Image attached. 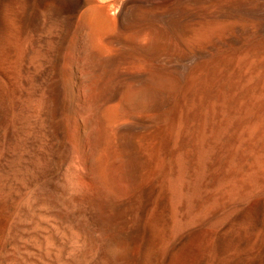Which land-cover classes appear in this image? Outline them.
I'll return each mask as SVG.
<instances>
[{
    "label": "bare ground",
    "instance_id": "obj_1",
    "mask_svg": "<svg viewBox=\"0 0 264 264\" xmlns=\"http://www.w3.org/2000/svg\"><path fill=\"white\" fill-rule=\"evenodd\" d=\"M0 264H264V0H0Z\"/></svg>",
    "mask_w": 264,
    "mask_h": 264
},
{
    "label": "rangeland",
    "instance_id": "obj_2",
    "mask_svg": "<svg viewBox=\"0 0 264 264\" xmlns=\"http://www.w3.org/2000/svg\"><path fill=\"white\" fill-rule=\"evenodd\" d=\"M81 92H82V93H81ZM81 92H80L81 97H82L83 100H85L84 94H85V96H86V93L83 92V91H81ZM83 93H84V94H83ZM87 115H89V114H87ZM87 115H86V117H84V118H87ZM87 119H88V118H87ZM85 120H86V119H85ZM86 127H87V126L84 127L85 129H84V128L81 129L82 140H83V138H84V141H83L84 143L89 142V140H90L89 137L91 138V134H92V132L90 131V130H92V129H90V127H87L88 129H86ZM89 129H90V130H89ZM87 130H89L90 132L87 131ZM86 131L88 132V136L86 135L87 133H86V134L84 133V132H86ZM86 136H87V137H86ZM86 138H87V139H86ZM85 139H86V140H85ZM119 164H122V162H121L120 160H119ZM119 166H120V167H119ZM116 167L119 168V169H118V168H115V170L118 169V170H117V173L121 172V169H120V168L122 167V165H118V163H116ZM118 171H119V172H118ZM117 173H116V174H117ZM116 174H115V175H116ZM120 174H121V175H120ZM120 174H119V176H121L120 178H119V176H116L117 179H118L117 181H119V184L122 183L121 180H122V177H123V176H122V173H120ZM120 185H121V184H120Z\"/></svg>",
    "mask_w": 264,
    "mask_h": 264
}]
</instances>
